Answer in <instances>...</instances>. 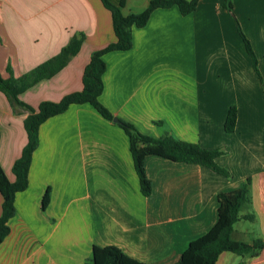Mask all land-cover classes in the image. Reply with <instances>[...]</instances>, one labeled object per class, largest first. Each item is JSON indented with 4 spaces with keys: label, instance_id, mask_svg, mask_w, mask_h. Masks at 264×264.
<instances>
[{
    "label": "crops",
    "instance_id": "1",
    "mask_svg": "<svg viewBox=\"0 0 264 264\" xmlns=\"http://www.w3.org/2000/svg\"><path fill=\"white\" fill-rule=\"evenodd\" d=\"M231 1L260 76L224 0H198L187 15L175 5L155 8L144 26L132 27L130 49L106 52L99 96L114 117L146 135L223 149L216 162L230 176L148 155L151 191L144 196L123 129L89 103L71 104L39 126L28 185L15 195L0 242V264H83L94 246H116L144 264H172L215 224L217 193L238 189L247 177L251 205L241 214L255 218L238 220L231 238L264 242V0ZM148 2L126 0L122 12H140ZM76 34L83 35L78 51L53 76L21 92V101L37 108L80 91L91 53L116 37L101 0H0L3 77L8 67L14 76L28 72ZM232 105L236 125L226 132ZM26 115L0 91V167L10 182L27 142ZM1 205L0 193V214ZM240 263L264 264V245L255 257L224 251L215 262Z\"/></svg>",
    "mask_w": 264,
    "mask_h": 264
},
{
    "label": "trees",
    "instance_id": "2",
    "mask_svg": "<svg viewBox=\"0 0 264 264\" xmlns=\"http://www.w3.org/2000/svg\"><path fill=\"white\" fill-rule=\"evenodd\" d=\"M105 8L110 11L112 29L115 41L93 51L82 74V89L66 94L59 101H42L37 108L19 99V94L36 82L49 78L66 65L74 55L83 40L82 34L73 35L67 45L63 46L55 55L41 62L26 73L14 76L8 67L9 75L3 77L0 74V91L9 101L19 109L27 112L24 118V128L27 134V142L23 146L20 156L13 162L12 172L15 180L10 182L5 177L0 167V193L2 205L0 214V242L8 234V220L14 215V198L17 192L23 191L28 185V170L32 159V153L38 145V130L42 122L51 116L64 112L71 104L89 103L105 119L112 120V113L99 101L103 90L102 75L106 69L103 55L113 50H128L132 46V27L144 26L150 13L155 8H168L177 6L182 15L190 14L195 10L198 0H149L147 6L140 12L123 14L122 8L126 0L112 2L101 0ZM224 6L234 17L237 31L242 39L244 48L252 61V67L260 76L257 68V58L249 40L242 32L233 10L232 1L224 0ZM237 109L230 106L227 110L224 130L231 132L236 125ZM128 137L129 151L132 157L133 167L138 178L140 192L148 196L151 191L150 181L144 170V158L148 155H157L173 161L196 163L203 165L212 171L229 177L227 169L216 162V158L224 154L221 148L206 149L198 143L186 142L171 136L152 137L140 132L134 125L118 119L116 122ZM251 179L245 178L240 187L233 191L217 193V220L215 224L203 235L191 240L178 260L172 264H215L218 256L229 251L241 256L255 257L262 249L264 242L261 238L251 243L233 240L231 233L234 224L240 219L253 220L254 214H241L244 206L251 205ZM48 192L46 191L42 206L46 204ZM83 264H144L126 255L116 246H94L91 257ZM241 264V263H240Z\"/></svg>",
    "mask_w": 264,
    "mask_h": 264
},
{
    "label": "water",
    "instance_id": "3",
    "mask_svg": "<svg viewBox=\"0 0 264 264\" xmlns=\"http://www.w3.org/2000/svg\"><path fill=\"white\" fill-rule=\"evenodd\" d=\"M114 122H117L118 121V118L117 117H113L112 119Z\"/></svg>",
    "mask_w": 264,
    "mask_h": 264
},
{
    "label": "rangeland",
    "instance_id": "4",
    "mask_svg": "<svg viewBox=\"0 0 264 264\" xmlns=\"http://www.w3.org/2000/svg\"><path fill=\"white\" fill-rule=\"evenodd\" d=\"M111 1V0H110Z\"/></svg>",
    "mask_w": 264,
    "mask_h": 264
}]
</instances>
